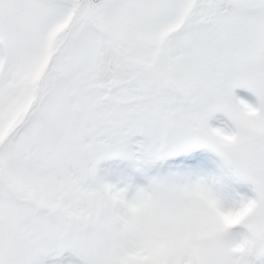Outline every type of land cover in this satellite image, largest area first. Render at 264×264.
<instances>
[{"label":"snow or ice","instance_id":"obj_1","mask_svg":"<svg viewBox=\"0 0 264 264\" xmlns=\"http://www.w3.org/2000/svg\"><path fill=\"white\" fill-rule=\"evenodd\" d=\"M0 264H264V0H0Z\"/></svg>","mask_w":264,"mask_h":264}]
</instances>
